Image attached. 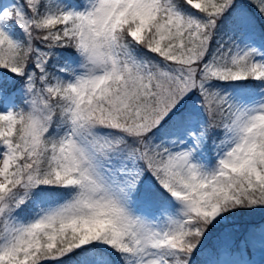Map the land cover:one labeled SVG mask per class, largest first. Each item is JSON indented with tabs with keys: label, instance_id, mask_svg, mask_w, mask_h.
<instances>
[{
	"label": "snow or ice",
	"instance_id": "snow-or-ice-1",
	"mask_svg": "<svg viewBox=\"0 0 264 264\" xmlns=\"http://www.w3.org/2000/svg\"><path fill=\"white\" fill-rule=\"evenodd\" d=\"M0 264H264V0H0Z\"/></svg>",
	"mask_w": 264,
	"mask_h": 264
},
{
	"label": "trees",
	"instance_id": "trees-1",
	"mask_svg": "<svg viewBox=\"0 0 264 264\" xmlns=\"http://www.w3.org/2000/svg\"><path fill=\"white\" fill-rule=\"evenodd\" d=\"M246 219H251V220H254L256 222H259L260 219H261V215L259 213H256L254 216L252 217H247Z\"/></svg>",
	"mask_w": 264,
	"mask_h": 264
},
{
	"label": "rangeland",
	"instance_id": "rangeland-1",
	"mask_svg": "<svg viewBox=\"0 0 264 264\" xmlns=\"http://www.w3.org/2000/svg\"><path fill=\"white\" fill-rule=\"evenodd\" d=\"M256 258L259 259V256L257 255Z\"/></svg>",
	"mask_w": 264,
	"mask_h": 264
}]
</instances>
